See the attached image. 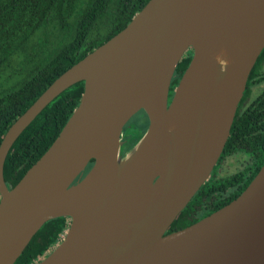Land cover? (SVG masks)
<instances>
[{
	"label": "water",
	"instance_id": "water-1",
	"mask_svg": "<svg viewBox=\"0 0 264 264\" xmlns=\"http://www.w3.org/2000/svg\"><path fill=\"white\" fill-rule=\"evenodd\" d=\"M263 49L264 0H149L3 136L0 264H14L37 231L60 217L68 228L36 264H264V164L233 201L166 233L217 164ZM78 82V106L9 189L3 165L14 142ZM139 111L148 127L122 157L123 127Z\"/></svg>",
	"mask_w": 264,
	"mask_h": 264
},
{
	"label": "trees",
	"instance_id": "trees-1",
	"mask_svg": "<svg viewBox=\"0 0 264 264\" xmlns=\"http://www.w3.org/2000/svg\"><path fill=\"white\" fill-rule=\"evenodd\" d=\"M149 0H0V142L9 127L62 73L124 29ZM191 50L177 65L170 92L186 69ZM264 49L248 77L229 137L210 179L193 196L166 233L188 227L233 201L264 164ZM83 82L62 92L20 134L4 165L6 186L14 187L47 151L79 104ZM170 98V94H169ZM145 118L143 111H139ZM148 126V120L143 130ZM240 166L224 173L227 160ZM90 161L83 175L89 170ZM78 178L73 182L76 183ZM196 216L193 222L185 219ZM69 219L46 222L14 264H34L59 243Z\"/></svg>",
	"mask_w": 264,
	"mask_h": 264
},
{
	"label": "flooded vegetation",
	"instance_id": "flooded-vegetation-1",
	"mask_svg": "<svg viewBox=\"0 0 264 264\" xmlns=\"http://www.w3.org/2000/svg\"><path fill=\"white\" fill-rule=\"evenodd\" d=\"M263 72H264V62H263V67H262V69L260 71V74H262ZM261 78L263 79V81L253 90V93H251V95H250V97L248 99V103L251 101V99L253 97H255L258 93H260L262 90H264V76H261ZM172 92H173V90L170 92V96H171ZM146 122H147V118H145L144 116L141 115L140 112H138L135 115H133L128 120V122L125 124V126L123 127L122 136H121L122 137V141H124L126 143L124 148H123L122 157L125 156L132 149V147L135 145V143H137L138 138H140L145 133V131H146L148 126L145 128V130H143V127H144ZM218 162H219V160H218ZM218 162H217V164H218ZM216 165H215V167H216ZM91 166H92V164H91ZM91 166H90V168H91ZM214 168H213V170H214ZM213 170L210 173V176H209L208 180L212 176ZM189 202H188V204H189ZM195 218H196V216L191 215L190 217H187L185 220L188 221V222H193L195 220ZM198 221L199 220H197V222ZM194 223H196V222H194ZM194 223H192V224H194ZM38 262H35L34 264H36Z\"/></svg>",
	"mask_w": 264,
	"mask_h": 264
},
{
	"label": "rangeland",
	"instance_id": "rangeland-1",
	"mask_svg": "<svg viewBox=\"0 0 264 264\" xmlns=\"http://www.w3.org/2000/svg\"><path fill=\"white\" fill-rule=\"evenodd\" d=\"M238 166H240L239 157H233L227 160L223 166V170L225 174L226 172L231 173L233 172Z\"/></svg>",
	"mask_w": 264,
	"mask_h": 264
}]
</instances>
